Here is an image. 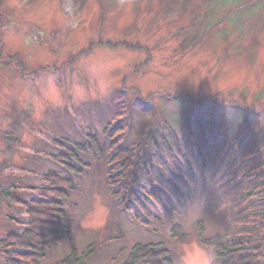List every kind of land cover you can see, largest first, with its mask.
Masks as SVG:
<instances>
[{
	"label": "rangeland",
	"instance_id": "1",
	"mask_svg": "<svg viewBox=\"0 0 264 264\" xmlns=\"http://www.w3.org/2000/svg\"><path fill=\"white\" fill-rule=\"evenodd\" d=\"M209 1L211 7L207 10L205 0H0V130L11 133L18 128L19 135L17 147L8 148L0 142V161L8 159L17 172L34 171L44 159L36 160L32 153L39 148L45 157L48 149L43 142L52 135L68 133L81 138V131L90 133L91 129L103 139L101 130L108 119L117 122L133 115L129 130L136 134L141 119H149L152 107L155 118L167 96L176 100L190 98L208 106L215 102L214 106L232 110L237 115L230 119L225 133L231 129L236 134L241 128L244 152L262 146L259 151L263 152L264 8L237 12L228 25L221 20H228L239 7L225 9L216 21L221 14L220 0ZM256 1L249 0L247 6L254 8L262 3L260 6L264 7L263 0ZM85 58H106L111 62L110 94L78 105L48 108L38 114L28 103L37 84L46 77L55 78L67 97L73 82H88L79 68ZM210 85L213 92L222 93L226 103L211 92ZM140 100L147 104L139 106ZM165 109H169L164 110L166 114L183 113L182 108L170 105ZM108 110L112 111L105 114ZM101 113L105 120H100ZM243 122L248 124L244 128ZM203 135L210 144L205 149L209 160L215 152L210 156L215 141L211 132H197L198 138ZM223 139L230 143L231 138ZM188 146L184 144L187 150ZM226 156L232 158L230 153ZM244 157L238 156L231 162ZM216 164L215 172L223 168L225 172L232 163L226 166L223 160H217ZM252 164L253 168L258 165L254 160ZM89 165L90 173L84 174L68 202L71 237L55 245L44 264H54L72 248L81 253L88 245L93 256L87 264H121L128 247L138 241L164 243L176 264L174 246L197 241L191 231L195 220L204 223L208 234L215 232L223 237L244 229L249 234L248 228L264 221V217L252 220L250 215L251 220L247 221L238 216L243 214L239 210L244 202L249 201L243 199L245 187L234 196L232 188L210 186L188 191V185L184 189L188 205L181 221L185 239L174 240L166 226H143L111 206L102 162L90 159ZM24 176H17L23 185ZM261 188L258 192H264ZM250 205L254 204L248 203L247 208ZM6 212L3 206L1 238L11 230L4 220Z\"/></svg>",
	"mask_w": 264,
	"mask_h": 264
},
{
	"label": "trees",
	"instance_id": "2",
	"mask_svg": "<svg viewBox=\"0 0 264 264\" xmlns=\"http://www.w3.org/2000/svg\"><path fill=\"white\" fill-rule=\"evenodd\" d=\"M248 1L220 0L221 14L215 20L221 19L225 9L228 11L236 6L238 10L228 20L222 19L221 23L233 22L237 12L248 13L264 8L260 6L262 3L251 8L247 6ZM205 4L207 10L210 9L211 2L205 0ZM171 97L167 96L161 102L163 109L156 110L155 118L153 107L149 105L152 107L149 119L145 116L141 119L136 126V134L129 130L133 115L117 122L102 119L112 111L108 110L104 115L101 113L100 118L105 120L101 130L103 139L93 134L91 129L90 133L86 132L88 130L81 131V138L68 133L54 134L43 142L48 149L45 157L39 148L32 153L36 160L44 159L42 166H35L34 171L17 172L10 167L8 159L1 160L0 210L3 206L7 209L4 220L11 230L0 237V264H44L55 245L70 239L72 219L67 206L84 174L90 173V159L103 164L102 174L111 206L121 209L143 226H166L174 240L185 239L181 221L188 205L184 190L188 185V191L210 186L223 190L232 188L234 196L245 187L243 199L249 201L244 202L239 210L243 214L238 216L247 221L251 220L250 215L252 220L264 217V192H258L260 187H264V151H259L263 146L245 153L241 128L236 134L231 129L225 133L230 119L237 115L232 110L214 106L215 102H209L211 106H208L206 102L190 98L176 100ZM137 102L141 107L147 104L141 100ZM166 105L182 108L183 113L166 114L164 110H169L165 109ZM143 109L147 110V107ZM246 122L241 123L243 128L248 125ZM16 132L18 128L12 129L11 133L0 130V142L8 148L9 145L17 147L19 135ZM197 132L206 135L211 132L214 138V150H211L210 156L212 151L215 152L209 160L205 152L209 141L202 138L205 135L198 138ZM223 138H231L230 143H224ZM185 143L189 144V150L184 148ZM228 153L232 158H227ZM238 156L246 157L231 162L234 158L239 159ZM217 160H223L226 166L232 163L229 170L223 172V168L215 172L217 164L214 166V163ZM253 160L258 164L254 165L256 168L251 166ZM19 175H25L24 185L17 177ZM248 203L254 205L247 208ZM245 230L223 237L215 232L208 234L204 223L195 220L191 231L201 246L214 250L215 264H264V221L259 220L248 228L249 234ZM92 250L90 245L81 253L72 248L54 264H87L93 256ZM171 252L162 242L138 241L128 247L121 264H173L175 257Z\"/></svg>",
	"mask_w": 264,
	"mask_h": 264
},
{
	"label": "clouds",
	"instance_id": "3",
	"mask_svg": "<svg viewBox=\"0 0 264 264\" xmlns=\"http://www.w3.org/2000/svg\"><path fill=\"white\" fill-rule=\"evenodd\" d=\"M79 68L87 75L88 82H73L67 97L64 88L55 78L46 77L37 84V90L30 95L28 103L37 110L38 114H41L48 108H62L69 103L78 105L90 98L103 99L110 94L113 81L112 65L109 60L85 58ZM211 92L225 102L220 91L211 90ZM174 251L177 254L176 264H215L214 250L201 246L195 240L176 244Z\"/></svg>",
	"mask_w": 264,
	"mask_h": 264
}]
</instances>
